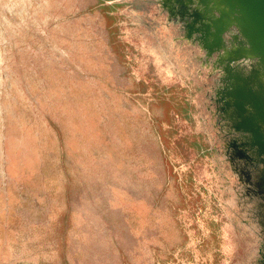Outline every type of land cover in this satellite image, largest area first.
Masks as SVG:
<instances>
[{"label": "rangeland", "instance_id": "1", "mask_svg": "<svg viewBox=\"0 0 264 264\" xmlns=\"http://www.w3.org/2000/svg\"><path fill=\"white\" fill-rule=\"evenodd\" d=\"M230 5L0 0V264H264V57Z\"/></svg>", "mask_w": 264, "mask_h": 264}, {"label": "water", "instance_id": "2", "mask_svg": "<svg viewBox=\"0 0 264 264\" xmlns=\"http://www.w3.org/2000/svg\"><path fill=\"white\" fill-rule=\"evenodd\" d=\"M237 8L249 36L253 38L255 54L264 57V0H228ZM234 1V4L232 2Z\"/></svg>", "mask_w": 264, "mask_h": 264}]
</instances>
